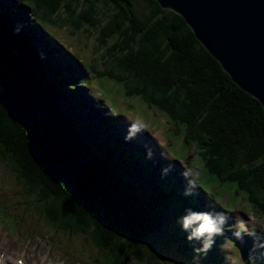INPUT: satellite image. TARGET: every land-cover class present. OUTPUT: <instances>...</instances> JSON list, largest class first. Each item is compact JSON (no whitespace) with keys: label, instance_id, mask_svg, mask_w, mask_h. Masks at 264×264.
Segmentation results:
<instances>
[{"label":"trees","instance_id":"obj_1","mask_svg":"<svg viewBox=\"0 0 264 264\" xmlns=\"http://www.w3.org/2000/svg\"><path fill=\"white\" fill-rule=\"evenodd\" d=\"M65 25L97 32L100 57L75 48L93 77L114 81L124 95L163 113L173 134L194 146L206 176L239 197L245 190L242 198L264 215V107L179 13L157 0H3L0 169L51 230L59 225L83 237V245L95 243L109 264H160L145 235L149 226L167 225L179 236L172 203L183 197L153 177L142 151L110 137L116 122L95 123L88 114L86 92L77 86L83 76L74 60L57 58L41 29Z\"/></svg>","mask_w":264,"mask_h":264},{"label":"rangeland","instance_id":"obj_2","mask_svg":"<svg viewBox=\"0 0 264 264\" xmlns=\"http://www.w3.org/2000/svg\"><path fill=\"white\" fill-rule=\"evenodd\" d=\"M3 0H0V4ZM10 2H14V0H10ZM138 6L140 9H142V4L140 1H137ZM29 14V13H28ZM62 15H65L63 12ZM31 17V14H29ZM32 20V19H31ZM44 28L41 27L42 30H45L52 41L55 43V45H60V47L64 50V52L61 53L63 58H66L68 55L72 54V51L76 53L75 48L78 49L80 45H82L83 51L80 52L81 54H84L87 58L90 57H100L101 56V49L98 47V41H97V32L94 30V28L91 27H83L79 30H74V28L69 27L65 25L63 29L61 28ZM56 27V26H54ZM92 33V34H90ZM40 32H38V35ZM59 47V46H58ZM79 55L78 53H76ZM80 56V55H79ZM103 62L109 63L107 59H102ZM100 61V63H103ZM77 67H80L79 64H76ZM81 68V67H80ZM84 77H87L84 79L85 81L89 82L90 85L84 88L85 90V97L89 99L91 110L89 111L90 114L93 115L94 118L97 120L100 118H105V111L108 113L109 107L112 110L113 114L123 116L125 114H131L133 115V119H137L138 117L144 121L147 122L146 125H148V131L152 133H157L160 131L161 135L165 137L169 143L167 144V150L168 152L173 156V159L182 161V159L187 158L188 156L191 157L190 154H193V149L187 148V146L184 144L181 146V141L179 138L175 135H172L165 127L164 115L161 112H152V108L148 106V103L140 102V99H123L119 96L123 95V88L121 87H115V82H111L110 80H102L98 81L96 78H92L90 75L83 73ZM114 83V84H113ZM100 91V94L102 96V99L106 102L107 106L104 101L99 103L97 98L100 96L98 94V89ZM83 90V89H82ZM83 90V91H84ZM121 91V94H119ZM84 98V97H83ZM100 99V98H99ZM135 102H137L141 107H139ZM132 103L133 106H130V108L125 107L124 105ZM98 106V109L96 107ZM107 106V110L106 107ZM108 115V114H107ZM138 116V117H137ZM137 124L144 125L139 121H136ZM169 128V127H168ZM155 140V139H154ZM204 146H207V148H211L209 145L210 142L205 141ZM154 145V144H153ZM151 147V146H150ZM153 147H151L152 149ZM154 153V152H152ZM164 159V158H163ZM190 162L192 164L197 162V158L192 157L190 158ZM200 163V162H199ZM201 164V163H200ZM163 165L166 166V164L163 162ZM183 165V164H182ZM194 168H192L193 170ZM176 170V169H175ZM1 173V171H0ZM187 184V182H185ZM203 186L206 190L212 191V187L215 185V182L212 179L204 178ZM13 187L14 190H9V193L13 196L14 199H20L23 197V193L15 190H19L17 187V184L15 181L6 179V181L0 182V189H3L2 196L5 198V191L6 188ZM227 190L224 195L222 196L223 192ZM1 192V191H0ZM246 191L244 190L242 192V197ZM228 194V195H227ZM23 195V196H22ZM149 196V195H148ZM215 196L220 200V198H223V202L225 207L230 211H237L240 212L241 208L244 207V209H249V206L245 203L246 201L240 198L234 191H229L227 187H219L216 189ZM149 198V197H148ZM222 200V199H221ZM28 203V204H27ZM20 206L19 204H17ZM23 208L21 207V210L33 208L32 204L29 203L26 199V201H23L22 203ZM173 209L178 210L177 206L175 204H172ZM4 209L3 203L0 200V210ZM179 211V210H178ZM231 215V212H230ZM13 219L12 222H16L14 224H7L6 230L3 231L5 234H7L8 239H11V242L15 243L17 246L18 244H21L23 240H25V246L20 248L24 249L26 248V245H30L28 243V240H32V242H38L41 243L42 246H47L48 251L50 250V254L53 256H63L62 258H66L67 262L69 264H100L99 262H93L92 255L87 257V254L85 252V247L88 249H91L90 245L86 244L83 245V237H76V235L70 234V233H63V232H57L53 231L51 233L44 234L43 230H46L50 232V224L42 220L38 214H35L32 212V214L26 213L24 214L25 219H18L16 217H13V214L10 213V216ZM264 223V219L262 218L261 221L258 220V227H259V234L264 233L262 228V225ZM183 228V226H181ZM238 229L240 227H237ZM2 231V228H0ZM17 233V230H19L18 234H12ZM2 232H0L1 234ZM59 233V234H58ZM38 237H41L40 240ZM47 244V245H46ZM75 245L78 246L75 247ZM50 247V249H49ZM46 249V247H44ZM62 250V252H60ZM94 253V252H93ZM183 251L178 249L174 252L172 257L170 258V253L166 252L164 254L165 258L169 261V264H194L193 261H189L184 255H182ZM68 255V258L66 257ZM101 257V256H100ZM218 259L220 262L223 261V258L221 257L220 253L217 254ZM77 258H80L82 260H78ZM88 258L90 259L91 263L88 262ZM85 259V260H84ZM179 260V261H178ZM181 261V262H180ZM231 260H228L229 264H232L230 262ZM66 264V263H65ZM131 264H133L131 262Z\"/></svg>","mask_w":264,"mask_h":264},{"label":"water","instance_id":"obj_3","mask_svg":"<svg viewBox=\"0 0 264 264\" xmlns=\"http://www.w3.org/2000/svg\"><path fill=\"white\" fill-rule=\"evenodd\" d=\"M157 1L179 13L232 80L264 107V0Z\"/></svg>","mask_w":264,"mask_h":264},{"label":"bare ground","instance_id":"obj_4","mask_svg":"<svg viewBox=\"0 0 264 264\" xmlns=\"http://www.w3.org/2000/svg\"><path fill=\"white\" fill-rule=\"evenodd\" d=\"M62 50V48L60 47V45H59V47H58V52H60ZM77 86H80V84H77ZM83 87V86H82ZM78 89H80V88H78ZM81 90V89H80ZM105 114L107 115L108 113H106V111H105ZM109 120V117L108 116H106L105 118H101L99 121H94L95 123H105V122H107ZM130 133L132 134V135H134V136H137V137H139V138H142V139H144L142 142L143 143H145V144H148V145H150V142H148L146 139H145V137H143V135H141L136 129H135V127L134 128H132L131 130H130ZM124 136H126L127 134L126 133H124L123 134ZM149 191V190H148ZM183 197H181L180 199H178L175 203H172V204H175V206H177V208H178V215H181V214H183V213H185V211H190L188 208H189V202L191 203V200H192V197L190 196L192 193L193 194H196V195H198V196H200V195H202L203 193H202V191L201 190H199L197 187H195L194 188V190L192 189V188H190V187H183ZM159 197V196H158ZM161 199H163V197H160ZM148 201H149V198H148ZM206 203L207 204H209L210 203V201L209 200H207L206 201ZM196 205H198L199 207H200V205H199V203H197ZM203 206L204 207H206L207 208V205L206 204H203ZM200 208H202V207H200ZM211 208H213V207H211ZM187 209V210H186ZM210 212H211V214H212V218H213V220L214 221H216V220H218L219 219V217H218V215L220 214V213H222V212H220L219 214H217V212L216 211H214V210H210ZM200 213H207L206 212V209L204 210L203 208L202 209H200ZM6 216H10V213H8V214H6ZM240 222H242V219H240L239 220ZM1 222H4V223H11L12 221L11 220H8V219H3V220H1ZM218 227L221 229V226H222V224H223V221L221 220V218H220V220L218 221ZM237 227H239L238 225H236ZM180 232H182L181 230H179ZM0 232H2L1 234H0V245H2V246H4L5 244V241L7 240V237H6V234L3 232V231H1L0 230ZM17 233H19V230H17ZM243 235V233L242 232H240V231H236V230H228V231H226V232H224V234H223V236L225 237V238H230V237H241ZM176 237V236H175ZM256 238L260 241V242H263L264 241V237L263 236H261V235H259V234H257L256 235ZM200 241H201V237H200ZM204 241H206V240H204ZM243 241H244V238H243ZM210 249H211V252L210 253H208L207 251H205V252H207V257H209V258H215L217 261H219L220 262V260L218 259V257H217V254H218V252H215V251H213V248H212V246L210 245ZM13 256L11 255V258H12ZM7 258L8 257H6L5 256V258H4V262H7ZM230 262H232V261H230Z\"/></svg>","mask_w":264,"mask_h":264},{"label":"clouds","instance_id":"obj_5","mask_svg":"<svg viewBox=\"0 0 264 264\" xmlns=\"http://www.w3.org/2000/svg\"><path fill=\"white\" fill-rule=\"evenodd\" d=\"M190 226L193 227V231L188 237L189 240L219 231L208 213H193L185 217L183 220L184 229H188Z\"/></svg>","mask_w":264,"mask_h":264}]
</instances>
